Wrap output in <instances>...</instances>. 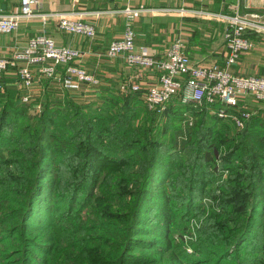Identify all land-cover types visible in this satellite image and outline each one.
Wrapping results in <instances>:
<instances>
[{"label":"trees","instance_id":"16d2710c","mask_svg":"<svg viewBox=\"0 0 264 264\" xmlns=\"http://www.w3.org/2000/svg\"><path fill=\"white\" fill-rule=\"evenodd\" d=\"M41 80L0 91V264H264L262 113Z\"/></svg>","mask_w":264,"mask_h":264},{"label":"crops","instance_id":"0c3cea01","mask_svg":"<svg viewBox=\"0 0 264 264\" xmlns=\"http://www.w3.org/2000/svg\"><path fill=\"white\" fill-rule=\"evenodd\" d=\"M126 8L135 11L132 25L136 49L146 47L153 57L161 58L174 39L179 38L193 64L208 65L221 64L227 53L222 37L226 23L218 15L263 14L264 0H42L38 12L53 16L23 20L13 33L0 34V58L13 59L30 38L44 35L57 46L82 52L77 64L99 79L101 92H115L128 79H133L145 91L156 83L157 72L136 71L126 65L123 57L111 59L105 54L109 44L123 35L126 17L120 12ZM19 10L20 0H0V14ZM56 14L90 23L95 28V37L87 39L62 32ZM231 70L235 74L264 76V36L253 37V48L244 53ZM16 71L17 68L11 66L2 76L4 89L17 88ZM58 72H63V67L58 68ZM35 77L34 99L44 92L43 80L37 74ZM246 102L261 104L247 98L241 102L247 109ZM254 104L250 105L254 107ZM262 105L260 112L264 115V103ZM255 106L261 108V105Z\"/></svg>","mask_w":264,"mask_h":264},{"label":"built area","instance_id":"2783aa9c","mask_svg":"<svg viewBox=\"0 0 264 264\" xmlns=\"http://www.w3.org/2000/svg\"><path fill=\"white\" fill-rule=\"evenodd\" d=\"M41 4L42 0H20L18 13L0 14V34L13 33L23 20L53 16L38 12ZM120 13L126 17L123 35L109 44L106 56L111 59L121 56L126 65L136 71L158 73L156 83L145 91L133 79H128L119 86L121 93H140L148 110L160 113L173 97L179 95L183 104L194 107H202L204 102L212 107L221 105L215 110L217 116L221 119L229 118L237 128H242L251 113L238 109L236 114H228L227 109L234 111L247 97L264 103V77L235 74L231 70L238 63L240 56L253 48V39L249 35L264 36V13H235L223 17L226 20V28L222 37L227 53L221 64L208 65L193 64L185 52L183 41L179 38L174 39L161 58L153 57L146 47L136 49L132 25L135 11L126 8ZM67 16L69 15H55L58 17L60 30L87 39L95 37L93 25L81 20H72ZM82 56V52L77 49L57 46L52 39L44 35L35 36L29 39L26 47L15 54L13 59L0 58V91L4 90L1 78L11 66L17 68L18 87L24 92L21 98L23 103L31 101L29 91L35 84L36 74L41 79L51 80L68 91L77 92L86 87L97 88L99 79L77 64ZM60 67H63L61 73L58 72ZM139 74L140 72L137 76Z\"/></svg>","mask_w":264,"mask_h":264},{"label":"rangeland","instance_id":"374dc122","mask_svg":"<svg viewBox=\"0 0 264 264\" xmlns=\"http://www.w3.org/2000/svg\"><path fill=\"white\" fill-rule=\"evenodd\" d=\"M201 14H205L204 12H201ZM3 15V14H2ZM8 15V14H7ZM219 16V18L221 19V20H223L224 22H226V20L223 18V17H226V16H224V15H218ZM62 31V30H61ZM62 32H64V31H62ZM64 33H66V32H64ZM67 34H69V33H67ZM72 35V34H71ZM36 36H38V35H36ZM33 37H35V36H33ZM32 37V38H33ZM49 38V37H48ZM31 39V38H30ZM51 39V38H50ZM108 49V48H107ZM107 51V50H106ZM106 54V53H105ZM247 76H252V77H264V76H254V75H247ZM34 87V86H33ZM95 89L96 88H92V87H86V89H82L81 91H77L78 93H83V97L81 96L80 98H77L76 96H74V97H76L77 99H79L80 101H85V102H88V101H90V100H95V102L96 103H101V99H103V98H96V97H94L93 95V93H95L94 91H95ZM32 88L30 89V91H29V93H30V95H31V99L30 100H33L34 98H33V92H32ZM73 92H76V91H73ZM119 92H120V90H119ZM104 93H106V92H104ZM115 93V92H114ZM121 93V92H120ZM247 98H251V97H247ZM247 98L245 99V101L247 100ZM252 99V98H251ZM252 101H254L253 99H252ZM255 102V101H254ZM256 103H258V102H256ZM168 104V103H167ZM166 104V105H167ZM246 104H247V107H248V109H249V111H250V113H251V116L253 115V114H256V113H260L261 114V112H260V110L262 109V107H263V105H262V103L261 104H254V103H250V104H254V107H252L249 103H247L246 102ZM255 105H261V108H259V109H257V106H255ZM97 106V105H96ZM39 107H37V109H38ZM148 109V108H147ZM203 109L205 110V111H208V114L210 115V116H212V115H216L217 116V114H216V112H215V108H212V106L210 105V104H207L206 102H204L203 103ZM258 110V111H257ZM250 116V117H251ZM143 117V115L142 116H140L139 118H137V120H135V123H138L140 120H141V118ZM218 117V116H217ZM261 117L264 119V115H262L261 114ZM172 121H174V117H173V119H172ZM191 121V120H190ZM178 124V122L177 121H174V125H177ZM191 125V124H190ZM182 126H184V124H183V122H182ZM236 128V127H235ZM237 129V128H236ZM177 130H179L178 128H177ZM181 130L183 131V129L181 128ZM238 131H240V129H237ZM171 128L168 130V132L166 133V135H165V137L163 138V139H166V140H168V139H170V137H171ZM181 132V131H180ZM178 135H180V133H178ZM181 143V142H180ZM177 240H178V237H177ZM185 240V243H186V247H187V240L186 239H184ZM245 256L247 257V253L245 254Z\"/></svg>","mask_w":264,"mask_h":264}]
</instances>
